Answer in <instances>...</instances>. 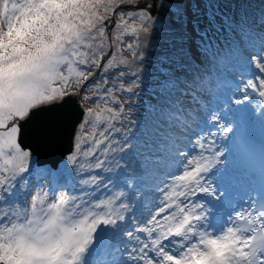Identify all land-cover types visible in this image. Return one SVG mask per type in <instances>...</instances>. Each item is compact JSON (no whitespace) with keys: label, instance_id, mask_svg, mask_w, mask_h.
<instances>
[{"label":"snow or ice","instance_id":"obj_1","mask_svg":"<svg viewBox=\"0 0 264 264\" xmlns=\"http://www.w3.org/2000/svg\"><path fill=\"white\" fill-rule=\"evenodd\" d=\"M213 8L210 0L204 10L200 0H0V264H99L98 246L111 237L127 238L116 248L123 259L112 264H264V180L255 197L225 210L209 179L233 147V106L264 99V13L218 23ZM159 32L166 34L164 60L183 70L170 73L162 91L195 98L204 85L197 66L205 63L217 70L215 91L199 118L190 113L191 123L183 122V139L172 141L176 171L159 179L160 196L126 222V193L105 175L121 167L115 154L132 147L127 136L123 143L112 136L123 131L116 123L124 104L115 92H132L116 81L138 79L132 65ZM51 114L67 129L65 168L86 177L75 184L40 183L55 173L38 172L29 136ZM209 124L217 131L205 135ZM189 133L203 150L196 156L183 150ZM33 178L39 187L29 184ZM92 185L111 194L90 195ZM198 193L214 198L212 208Z\"/></svg>","mask_w":264,"mask_h":264},{"label":"bare ground","instance_id":"obj_2","mask_svg":"<svg viewBox=\"0 0 264 264\" xmlns=\"http://www.w3.org/2000/svg\"><path fill=\"white\" fill-rule=\"evenodd\" d=\"M261 13H264V11H260L259 13H254V16H250L251 18H258ZM219 16V22L227 20V13L221 12L218 14ZM230 18H243L244 15L241 17L237 15V12ZM207 64L199 65L197 66L199 71L198 75L201 76V78L204 81L203 90H199L195 94V98H193V95L190 93L180 94V93H172L167 94L162 91L160 88V85L162 81L156 77H153L152 81L154 83H157V91L156 96L154 98L155 101L162 105L163 107L158 112L156 109L154 111V108H151L148 110V114L152 111L155 112V115L157 114L156 118L153 120H149L146 126H144L143 129L136 131V136L128 137V142L131 143L132 147L131 150H129L125 157H129L130 160L128 161L127 165L123 166L122 169L126 173V178L130 180V183L132 180H135L137 187L142 192V196L137 193H135V188L132 195V200L128 201L127 204L132 205L135 203V207L137 209H140V212H146L148 208L151 207L152 202L156 201L157 198L160 196L159 192L156 190L151 191L153 186H156L159 183V179H163V175L167 172H175L176 167L173 168L175 165L171 162L170 159V153H171V143L173 140L176 139H183L178 138L180 137V129L183 126V122L185 120L188 121V123H191V119L189 114L196 115L198 118L203 113L204 109L202 105H209V102L213 100V93L215 91V86L213 85V82H216V73L217 70L209 75H205L203 73V70ZM209 65V64H208ZM181 76L183 75V70H180ZM153 89V88H151ZM150 89V91H151ZM158 93V94H157ZM135 96V95H134ZM138 97H141L138 95ZM241 97L239 94H236L233 96V99H240ZM264 104V99H260L258 96L254 99H252L250 102H246L242 105H234L233 107L239 109L235 114L233 115L236 118V122L231 123L233 125V129H236L239 127V129L244 131H251L257 130L260 132H264V118L261 117L262 109L264 107H261L260 105ZM140 108L144 107V101H141ZM133 110H136L135 108H132ZM167 112V113H166ZM223 115V114H221ZM225 123H229V121L225 120ZM126 126L127 123L125 124ZM206 127L205 129V135H207V130L211 129L212 132H216L217 129L209 125H203ZM195 127V125H193ZM236 127V128H235ZM189 135V142L188 140H182V146L184 151H188L190 153V156H196L200 154L203 150L199 149L198 147H193V145L196 143L198 137L193 136L191 133ZM257 135V134H256ZM259 138L264 139V135L258 136ZM218 143V141H217ZM204 155H209L208 152H203ZM116 156V155H115ZM165 159L168 161L167 167H163L161 164V160ZM146 162V164L144 163ZM46 166V165H45ZM63 167L65 168L64 161H62L59 165L58 170L62 171ZM40 171L43 172V167H39ZM216 169V168H215ZM98 171H93L92 174H96ZM73 174V173H72ZM75 175V174H74ZM109 175V174H105ZM83 177V176H79ZM219 178L217 176L209 174V179L212 183V185L217 188V194L220 195L222 190L218 187L215 180ZM29 184L36 186L35 181H30ZM38 185V183H37ZM134 184L132 185V187ZM27 187V186H26ZM100 188H103V186H100ZM26 190V189H25ZM87 190H96V187H87ZM107 190L102 189L98 194L100 195V198L104 197ZM233 192V191H229ZM97 191H95V194ZM94 194V195H95ZM134 194V195H133ZM224 193L223 197L221 198V203L224 204L225 210H228L229 204L233 207L232 203L228 201V199ZM124 199V198H122ZM151 200V201H150ZM127 201V198L124 199V202ZM139 201L141 202H147L146 205H139ZM214 201L213 197H210V202ZM205 203V202H204ZM209 208H212V204L208 202ZM139 207V208H138ZM235 207V206H234ZM139 215V214H138ZM134 216L132 214V211H130L127 214L128 219H131V217ZM123 244L120 242V238L111 237L109 238L108 242L106 244H102L100 251H102V254L105 255L106 251L111 250L112 248L120 247L122 248ZM107 247V248H106ZM116 259H123L121 257L119 252H115ZM102 255V256H103ZM95 259L99 262V264H103L102 258L95 256Z\"/></svg>","mask_w":264,"mask_h":264},{"label":"rangeland","instance_id":"obj_3","mask_svg":"<svg viewBox=\"0 0 264 264\" xmlns=\"http://www.w3.org/2000/svg\"><path fill=\"white\" fill-rule=\"evenodd\" d=\"M192 3H195L196 0H191ZM206 0H200V8L201 10H204ZM211 4L214 5L213 11H215L217 14L221 12H225L229 15H233L237 12V14L241 17L242 15H247L249 18L250 16H254V13H259L260 11H264V0H210ZM162 22L165 24V26L170 24V17L168 14L162 13ZM218 22H219V16H218ZM227 32H222L219 36L218 43L223 46L224 44L227 43ZM166 34L163 32H159L156 34V37L154 39H150L145 41V43L141 46V51H143V60L140 61L137 59L133 65H132V70L137 72L138 79L135 76H131L130 74H126V77L120 81H116V83L122 85L123 88H131L132 92H126V91H119L117 90L115 92L116 97H118L124 104V115L121 118L120 122L116 123L117 128H122V132H114L112 133V136L114 139L119 140L123 143V137L127 136V138L131 136H136V131L141 130L144 128V126L147 125L149 120H153L156 118L157 114L155 115V109L159 112L161 108L163 107L162 105L158 104L154 98L156 96V91H157V83H154L152 81L153 77H156L160 79L163 82V79L167 78V76L170 73H179L181 74L180 70L176 69L174 65L167 63L164 60V57L166 53L168 52V48L166 45V40H165ZM133 42V41H129ZM124 55L128 56L129 59L131 60V55L128 52H125ZM203 70V73L205 75H209L215 71V69L208 63ZM199 66V65H198ZM109 80H112L113 77L109 76ZM135 81V83H133ZM153 88V89H151ZM151 89V91H150ZM158 94V93H157ZM135 95V96H134ZM140 95L141 97H138ZM261 99V98H260ZM141 101H144V107L140 108V103ZM245 101L244 103H246ZM132 108H135L136 110H133ZM154 108V111L148 114V110ZM262 112H264V108L262 109ZM167 113V112H166ZM127 123L128 126L125 124ZM206 128L205 126H203ZM252 134H257V136H262L264 135V132L260 131H255L252 130L250 131ZM131 150L126 149L124 152H117L115 155V158L120 161L121 167L116 169L114 173H110L109 175L115 176L114 183L117 185L116 191H124L126 193L127 203L128 201L132 200V193L135 188V193H139L142 196V192L139 190V188H136V181L132 180L130 183V180L126 178V173L122 169L123 166L127 165L128 161L130 160L129 157H125V154ZM146 164V162L144 161ZM34 164L35 167L38 168L37 164L35 163V157H34ZM175 168V166L173 167ZM55 171V172H54ZM54 173H61V174H68V170L63 167L62 171H58V169L54 170ZM94 171H99V170H94ZM214 171V169H213ZM86 178V177H81ZM34 179V178H33ZM44 184L45 186L49 185L50 180L49 178L44 179ZM32 181V180H30ZM29 181V182H30ZM35 181V180H33ZM36 183V181H35ZM134 186L132 187V185ZM95 187V185L92 186H86V187ZM36 187H39V184ZM27 188V187H26ZM111 188V186H109ZM156 186H153L151 191H154ZM103 188H99L97 193L95 194L94 190H89L90 195H94L98 198H100V195L98 194ZM111 191H107L104 195L105 198L106 196L110 195ZM134 195V194H133ZM151 201V200H150ZM205 202V201H203ZM147 202H141L139 201V205L143 206L146 205ZM132 211V214L138 215L140 212V209H137L135 207V203L132 205H129ZM139 208V207H138ZM131 219H128L126 222H130ZM126 240V237L120 238L121 240ZM101 246V245H99ZM99 250L101 247H99ZM123 247V245L121 246ZM107 248V247H106ZM109 251V249H108ZM106 251V254L107 252ZM116 251V250H115ZM116 259V257H115ZM118 260V259H117Z\"/></svg>","mask_w":264,"mask_h":264},{"label":"water","instance_id":"obj_4","mask_svg":"<svg viewBox=\"0 0 264 264\" xmlns=\"http://www.w3.org/2000/svg\"><path fill=\"white\" fill-rule=\"evenodd\" d=\"M78 114L79 109H75ZM29 144L34 150L37 165H51L57 168L63 161L62 156L69 150L67 129L56 114L39 118L32 126Z\"/></svg>","mask_w":264,"mask_h":264},{"label":"clouds","instance_id":"obj_5","mask_svg":"<svg viewBox=\"0 0 264 264\" xmlns=\"http://www.w3.org/2000/svg\"><path fill=\"white\" fill-rule=\"evenodd\" d=\"M229 126L233 128V125H229Z\"/></svg>","mask_w":264,"mask_h":264}]
</instances>
